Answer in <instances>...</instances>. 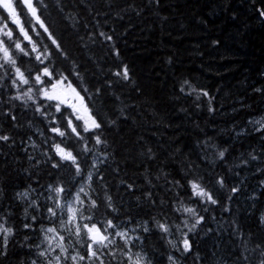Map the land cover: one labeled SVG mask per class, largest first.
I'll return each instance as SVG.
<instances>
[{
	"label": "trees",
	"instance_id": "1",
	"mask_svg": "<svg viewBox=\"0 0 264 264\" xmlns=\"http://www.w3.org/2000/svg\"><path fill=\"white\" fill-rule=\"evenodd\" d=\"M257 6L264 4L261 0H161L159 5L149 0H43L42 19L63 49L53 57L51 67L64 75L72 72L73 85H78V90L88 89L81 94L99 114L98 119L105 121L102 139L107 144L88 141L94 152L87 163L91 165L96 158V168L88 169L93 181L74 176L75 168L70 163L53 168L59 160L54 145L61 137L51 128L63 129L70 109L62 106L66 111L61 117L54 107L56 102L46 100L42 92L34 93L35 104L29 101L24 107L20 101L10 100L17 94L14 88L0 89V132L14 140L11 146L0 143V184L4 188L0 208L13 213L16 227L21 228L24 207V201L14 198L17 191L31 185L42 193V204H51L45 199L49 184L63 183L73 195L83 184L98 202L104 200L105 193L110 195L119 209L113 215L120 220L131 217L134 223L161 215L159 203L152 207L145 199L147 191L151 190L157 201L166 202L170 221L176 214L167 208L180 193L186 206L197 208L205 217L196 233L190 234L201 257L199 264H235L240 240L233 234V221L245 234L253 233L249 247L264 240V230L257 224V217L264 211V141L259 133L252 132L260 125L249 123L264 116V92L256 91L264 89V18L259 17ZM0 14L7 12L0 9ZM32 24L36 27L34 21ZM9 27L16 26L9 21ZM36 30L42 33L38 27ZM99 31L114 33L113 41H102ZM31 34L51 44L46 34L39 38L35 32ZM21 59L28 60L22 55ZM121 62L129 67L131 83H115L113 73ZM24 67L34 72L36 65L31 62ZM184 79L215 97V112H208L206 98L202 97V106L197 108L194 96L180 93ZM37 105L47 115L35 111ZM9 112L16 115L15 122ZM238 131L244 134L236 136ZM206 140L209 146L203 144ZM33 143L39 147L34 148ZM149 148L152 159L146 156ZM223 148L229 149L227 163L218 161L215 155ZM249 153L260 158L251 161ZM29 156L35 159L29 160ZM243 160L249 163L244 165ZM161 171L168 174V183L162 175L157 179ZM220 176L229 188H239L231 201L227 200L231 194L227 188L220 189L215 183ZM195 177H201L213 191L219 200L217 205L197 204L189 198L190 189L172 183L180 180L186 184ZM204 207L209 210L202 211ZM95 215L102 220L107 213L102 206ZM26 234L32 237L29 243L39 242L37 234L23 230L17 233V241L23 243ZM138 234L144 237L143 248L153 264H169L170 253L179 256L154 228L151 233ZM30 258L28 249L17 244L15 249L10 247L8 257L0 258V264H20ZM181 264H195L194 257L182 259Z\"/></svg>",
	"mask_w": 264,
	"mask_h": 264
},
{
	"label": "snow or ice",
	"instance_id": "2",
	"mask_svg": "<svg viewBox=\"0 0 264 264\" xmlns=\"http://www.w3.org/2000/svg\"><path fill=\"white\" fill-rule=\"evenodd\" d=\"M42 2L43 0H0V9L7 12V15L0 14V89L14 88L17 94L10 96V100L20 101L24 107L28 106L29 101L35 104L34 93L42 92L46 100L59 101L54 107L57 112L61 113V117L65 116L66 111L62 109V105L72 109L71 112H67L68 118L63 129L59 126L51 128L53 133L61 137L60 141L54 145L59 160L53 163L52 167L61 168L64 163H70L75 168L74 176L93 181V173L88 169L89 167L96 168V158H93L91 165L87 163V157L94 152V146L89 147L88 141L94 139L95 145L105 146L107 144V141L102 139L105 121L98 119L99 114L94 113L85 103V97L81 92H87L88 89L78 90L79 86L73 85L70 79L73 73L69 72L68 75H64L63 72L51 67L53 57L56 54H62L63 49L45 20L42 19L40 10ZM160 2L161 0H149V3L156 5ZM252 2L255 3L256 0ZM261 3L264 4V0H261ZM255 10L260 18H264V6H257ZM139 14L137 10V15ZM9 21L16 27H9ZM33 21L36 27H33ZM37 27L42 30V33L36 30ZM33 32L38 38L46 34L51 44H44L40 39H35L31 34ZM98 35L104 42L113 41L114 33L99 31ZM93 42L96 41L93 40ZM213 43L219 44L220 42L213 41ZM112 47L114 54L119 57V51L115 49L114 44ZM21 55L27 57L28 60L21 59ZM31 62H35L36 65L34 72L32 68L24 67L25 63ZM116 69L113 73L117 78L116 84L124 85L125 82H132L130 70L126 64L121 62L116 65ZM76 76L80 79L79 73H76ZM5 81L8 83H4ZM49 86L52 91H49ZM61 86H64V89H61ZM97 91L99 92V89ZM135 91L139 92V89L136 88ZM179 91L186 96H194L197 108L202 106L199 103L202 97L206 98L204 103L207 105L208 112L216 111L213 105L215 97L211 96L208 90L197 88L191 81L184 79L179 85ZM256 91L264 92V89H256ZM74 101H78L79 106ZM35 111L40 112L41 115H47L40 105L36 106ZM7 115L12 121L17 120L16 115L11 112ZM115 123L112 121V124ZM249 123L260 125L254 127L252 132L259 133L260 139L264 141V116L260 120H250ZM83 133H91V135L86 137ZM243 134V131L235 133L236 136ZM69 141L73 143L69 144ZM80 142L83 143V147H80ZM0 143L11 146L14 140L11 136L0 132ZM203 144L209 146L207 140ZM32 146L39 147L34 143ZM228 152V148L216 151L217 160L227 163ZM146 156L148 159L153 158L150 148ZM48 158L52 159L51 156ZM259 158L258 155L249 153L251 161ZM28 159L34 160L35 157L29 156ZM36 163L39 164V160H36ZM248 163L249 160L242 161L244 165ZM188 167L190 168L191 165ZM187 174V172L184 173L185 176ZM161 175L168 183V174L161 171L157 179H160ZM99 178L101 181L104 179L102 174ZM147 183L152 185L151 179H147ZM172 183L176 187L190 189L189 198H194L197 204L217 205L219 203L213 191L202 183L201 177L189 179L186 184H181L180 180ZM215 183L220 189L227 188L231 193L227 196L228 201H231L234 194L239 191L237 186L229 188L223 176L216 179ZM261 183L264 184V181ZM88 187L91 188V185L89 184ZM127 187L132 189L133 185L128 184ZM47 190L49 194L45 199L52 201L51 204H42L40 201L42 193H37V189L31 185L15 193L14 198L17 201H24L20 229L16 227L13 213L7 208H0V258L8 257L10 247L15 249L19 244V247L28 249V256L31 257L26 261L21 260L20 264H153L152 258L144 251V237L138 233H151L154 228L161 234L160 239L166 240L167 244L179 253V256L171 253L167 256L169 264H181L182 259L186 260L188 256L194 257L195 264H199L201 260L199 253L195 251L194 241L190 239V234L196 233L197 226L205 222V217L197 211V208L186 206L180 193H176L173 203L167 208V211L176 214L175 219L171 221L165 211L166 202L157 201L151 190L145 193V199L149 204L155 207L159 203L161 209L159 217L155 215L150 217L152 225L150 227L149 220L135 223L131 217L120 220L118 215H113L119 213V209L112 202L110 195L105 193L104 200L98 202L91 192L85 191L83 184L74 195L63 183H58L56 186L49 184ZM3 192V185L0 184V195H3ZM102 206L107 215L101 220L97 219L95 213ZM252 207L254 208L255 205ZM208 210L207 207L202 209L205 212ZM225 211H230V208H225ZM189 220L193 222L189 223ZM45 221L47 224L44 223ZM133 224L132 227L127 226ZM257 224L264 230V211H261L257 217ZM232 226L233 234L240 240L239 251L235 254V264H264V240L249 247L253 233L245 234L235 221ZM21 230L25 233L37 234L39 242L29 243L32 237L26 234L23 237V243H20L16 237ZM168 237L174 238L168 239Z\"/></svg>",
	"mask_w": 264,
	"mask_h": 264
},
{
	"label": "rangeland",
	"instance_id": "3",
	"mask_svg": "<svg viewBox=\"0 0 264 264\" xmlns=\"http://www.w3.org/2000/svg\"><path fill=\"white\" fill-rule=\"evenodd\" d=\"M61 89H64V86H61ZM49 91H52L50 87H49ZM65 91H66V89H65ZM69 95H70V93H69ZM55 102L58 103L59 101H55ZM70 102H73V101H70ZM74 102L77 103V105L79 106V102L78 101H74ZM62 106H66V105H62ZM70 111H72V109H70ZM81 114H83V113H81Z\"/></svg>",
	"mask_w": 264,
	"mask_h": 264
}]
</instances>
